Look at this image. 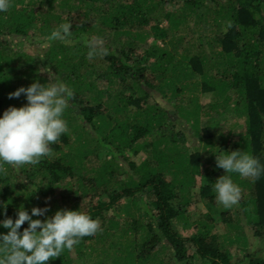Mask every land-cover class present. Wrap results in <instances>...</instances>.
<instances>
[{"label":"trees","instance_id":"16d2710c","mask_svg":"<svg viewBox=\"0 0 264 264\" xmlns=\"http://www.w3.org/2000/svg\"><path fill=\"white\" fill-rule=\"evenodd\" d=\"M55 2L11 0L0 13V114L27 103L8 94L45 83V67L73 91L63 113L68 130L49 156L0 163V219H15L20 205H47L48 216L79 209L98 221L94 234L47 264H84L85 254L91 264H264L263 251L249 250L264 239V172L241 177L215 160L242 150L264 165V0H61L64 15ZM66 22L71 38L48 41ZM200 92L211 94L207 108ZM229 110L243 119L242 134L201 133L203 116ZM200 147L209 179L199 196L217 207L223 236L210 213L194 221L187 214ZM141 150L138 162L126 156ZM223 174L241 190L229 207L214 188ZM227 240L241 242L242 258Z\"/></svg>","mask_w":264,"mask_h":264},{"label":"clouds","instance_id":"9594fccd","mask_svg":"<svg viewBox=\"0 0 264 264\" xmlns=\"http://www.w3.org/2000/svg\"><path fill=\"white\" fill-rule=\"evenodd\" d=\"M11 0H0V13L6 12ZM71 22L61 23L47 37L48 41H68L71 38ZM96 54L95 49L88 52ZM49 78L45 83L33 80L27 87L20 86L9 97L24 94L27 103L16 107L9 105L0 114V163L9 165L36 164L51 154V145L68 130L63 113L73 97L70 86L43 68ZM215 156L216 166L241 177H258L264 172L259 160L242 150L225 151ZM217 200L225 207L239 201L241 190L230 176L221 175L215 180ZM3 205H0L2 214ZM48 206H32L27 210L20 205L15 219H0V264H47L63 250L71 249L79 239L94 234L99 223L84 211L61 208L48 216ZM33 216L37 218H33ZM43 216L44 219L39 217ZM27 226L21 230V225Z\"/></svg>","mask_w":264,"mask_h":264},{"label":"rangeland","instance_id":"374dc122","mask_svg":"<svg viewBox=\"0 0 264 264\" xmlns=\"http://www.w3.org/2000/svg\"><path fill=\"white\" fill-rule=\"evenodd\" d=\"M59 2H61V0H56L55 2V12H57L58 14L64 15L66 10L59 7ZM165 24L166 23H163L164 26ZM148 42L153 43L154 38L150 37ZM156 43L160 44V41H156ZM199 98H200V102L204 104L206 108L210 106V104L212 103V98H211L210 93L200 92ZM212 116H215V117L212 118ZM212 116L211 117L203 116L201 119L200 128H201V133L203 135L205 134V131H204L205 128L211 129L214 135H224L225 137L235 138L239 136L240 134H242L243 125H244L243 119L237 117L235 113L232 112V110H229L225 113H222L221 111V113L216 114V115H215V112H212ZM193 144L194 142L192 141V142H189L187 146L190 147L192 151L193 150L195 151L196 149H193L192 147ZM197 150L201 154V164L198 169L199 172L196 174L198 185L192 187L190 190V198H191L192 203H191L190 209H188L187 214L189 216L190 221H194V220L202 219L205 214L210 213L213 217L214 231L216 232V234L223 236L228 231L227 225L225 224L222 217L220 216L218 209H216L217 207L214 208L210 206L205 200L201 199L199 196V190H200L199 186H202L208 181L209 169L205 162L206 159H205V153L203 151V148L200 147ZM126 156H129L131 160L138 162L139 160L145 157V154L141 150L136 155L128 152ZM92 165L98 166V163L95 162ZM121 217H124V216H121ZM232 234L233 236H235L234 232ZM103 244L97 246V249H102L104 247ZM226 246L229 247L231 254L234 256V259L242 258V256L245 253V251L243 250V246L241 242L239 241H234V243L231 244V243H228V240H227ZM250 249L251 251H263L264 252V239L263 240L259 238L253 239V241L250 242L249 250ZM81 258L84 264H91L92 262L91 256H88L86 254L82 255Z\"/></svg>","mask_w":264,"mask_h":264}]
</instances>
